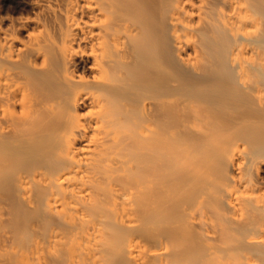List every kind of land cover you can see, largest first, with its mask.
<instances>
[{
  "label": "bare ground",
  "instance_id": "6f19581e",
  "mask_svg": "<svg viewBox=\"0 0 264 264\" xmlns=\"http://www.w3.org/2000/svg\"><path fill=\"white\" fill-rule=\"evenodd\" d=\"M165 148L202 164L174 218ZM2 161L13 264H100L106 225L123 264H264V0H0ZM37 200L74 230L28 251Z\"/></svg>",
  "mask_w": 264,
  "mask_h": 264
},
{
  "label": "rangeland",
  "instance_id": "374dc122",
  "mask_svg": "<svg viewBox=\"0 0 264 264\" xmlns=\"http://www.w3.org/2000/svg\"><path fill=\"white\" fill-rule=\"evenodd\" d=\"M6 16L7 14H4V18ZM23 16L32 18L34 17V14L31 11H26L23 13ZM25 36H26L25 32H20L17 34V37L20 40L24 39ZM82 49L83 48L78 47V52ZM75 61H76L75 62L76 65L78 64L81 65L80 66L81 68L82 66H84L83 58L80 55L76 57ZM80 71H82V69ZM80 74L81 72H78V75ZM177 155L179 154L175 152L174 148L163 149L162 156H161V162L163 166L161 174L157 178H154L151 181H147L146 183V187L148 190H153L154 188H156L154 187L155 185L166 186V187H171V188L173 187L174 191L173 192L171 191L169 194L161 193L157 189H155L154 192H152V194H158L159 196L158 203L159 205L163 206L162 215H164L165 217H170V218L177 217L178 212H180L181 209L191 205V203L195 201V198L199 191L198 189H200L198 186L200 185V181L196 179L199 183L197 185L196 184L197 182H195V178L198 173L201 174L202 164L197 163V158L194 159L189 153L186 156L185 155L183 156V154H180L182 158H179ZM191 157L192 159H190ZM7 166L8 165L4 163L3 161L0 164V167H2L3 169L6 168ZM7 168L9 169V167ZM0 170H1L0 173L4 175L5 177L10 175V174L5 175L6 169H4L3 172H2V169ZM1 174H0V177H1ZM2 177L0 178V181ZM5 177H3L4 181L5 179L7 180L9 176L7 178ZM191 177L194 178L193 182H195V184L192 183L194 186H190L189 184L186 185ZM3 179H2V182H4ZM195 185L197 186L195 187ZM1 191H5V190L1 189V182H0V192ZM148 197H149L148 195H143V200L146 202V200H148ZM38 201L39 200H37V202ZM149 202L151 204L154 203L158 205V203H155V200H152ZM26 210H28L27 211L28 215L22 224L23 227L21 226L22 228H19L20 229L19 232L18 230L16 232L19 233L18 238H20L22 242H24L21 244L22 245L24 244L23 246L28 251H31L33 249L34 244L38 241L44 243V245L47 247L49 245L51 232L54 230L66 236L65 238H68L72 235L74 229L68 226V224H66L64 220H62L60 217L55 216L54 218L52 217V215L48 214L47 210L45 209V205L44 203H41V200L40 202L34 204L33 207H29ZM106 227L107 228L104 232L103 239H102L103 242L100 245V255H101L100 264H123L122 260H124L125 258L124 253H122L123 251H121L119 247V243L117 245V241H115V235L112 232L111 226L106 225ZM110 241H113V242L110 243ZM106 242L109 244H107ZM67 243L68 242L66 240V242L63 245L58 246L55 257H47L46 264H68ZM111 247L113 248L117 247L119 249H112ZM9 260L10 259L8 258L0 257V264H13V262L11 260L9 262ZM86 263L91 264V262H89L88 259H86Z\"/></svg>",
  "mask_w": 264,
  "mask_h": 264
}]
</instances>
